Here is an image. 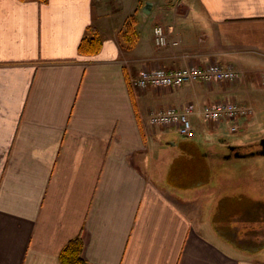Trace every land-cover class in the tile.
Segmentation results:
<instances>
[{
  "label": "crops",
  "instance_id": "obj_1",
  "mask_svg": "<svg viewBox=\"0 0 264 264\" xmlns=\"http://www.w3.org/2000/svg\"><path fill=\"white\" fill-rule=\"evenodd\" d=\"M145 1L119 17L109 0H0V264H60L78 237L88 264H264L196 225L197 199L161 177L194 142L149 123L168 107L264 103V0H152L125 52L120 33ZM90 26L102 50L80 55ZM156 26L178 45L157 47ZM213 63L242 78L132 86L142 71ZM213 153L197 152L206 167Z\"/></svg>",
  "mask_w": 264,
  "mask_h": 264
},
{
  "label": "rangeland",
  "instance_id": "obj_2",
  "mask_svg": "<svg viewBox=\"0 0 264 264\" xmlns=\"http://www.w3.org/2000/svg\"><path fill=\"white\" fill-rule=\"evenodd\" d=\"M133 2L134 0H109L114 8L120 9L119 17L123 9L132 7ZM230 68L241 75L237 69ZM138 78L139 76L133 79L132 83ZM241 78L242 76L235 83ZM254 104L257 108H250L253 112L250 118L216 123L192 119L195 132L202 139L197 141L199 147H195L194 151L205 152L211 149L214 152L213 156L207 157L209 174H203L202 179L198 178L193 170L196 160L184 162L183 149L179 147L163 160L161 174L177 193L184 192L197 199L198 203L193 207V218L199 228H203V225L205 227L206 223L209 233L211 230L217 233L219 237H216L226 246L230 247L231 244V250L240 249L251 254L264 248V156H237L226 146H233L238 142L248 145L253 141L257 145L264 139V109H259V105L264 103ZM172 138L166 137V141L170 142ZM240 151L242 154L248 153L250 147ZM255 254L254 259L264 261L263 251H260V255Z\"/></svg>",
  "mask_w": 264,
  "mask_h": 264
},
{
  "label": "built area",
  "instance_id": "obj_3",
  "mask_svg": "<svg viewBox=\"0 0 264 264\" xmlns=\"http://www.w3.org/2000/svg\"><path fill=\"white\" fill-rule=\"evenodd\" d=\"M155 45L165 48L169 44L175 46L178 42H171L163 26L154 28ZM241 77L234 69L224 67L218 63L206 66H187L175 70L154 69L140 73L139 78L132 85L139 89L149 88H171L178 89L185 85L204 84H225L235 83ZM252 110L238 105L229 100L216 101L208 104L191 103L183 108L168 107L150 114L149 123L153 127L174 128L184 138H195L196 132L193 126V118L204 122H223L239 118H246L252 115Z\"/></svg>",
  "mask_w": 264,
  "mask_h": 264
},
{
  "label": "trees",
  "instance_id": "obj_4",
  "mask_svg": "<svg viewBox=\"0 0 264 264\" xmlns=\"http://www.w3.org/2000/svg\"><path fill=\"white\" fill-rule=\"evenodd\" d=\"M21 1H25V0H21ZM139 25H140V14L137 11L128 17L125 23V27L120 33V46L122 50H124L125 52L132 51L136 47L138 40L140 38ZM102 47H103V40L100 37L97 30L92 26L88 27L86 30V35L83 37L79 45L78 51L80 55H84V56L97 55L101 52ZM184 139L194 142L189 147L194 153L192 162L193 160H196L193 166V170L196 172V176L202 179L203 174L206 175L209 173L203 159H201L198 156L197 152L194 151L195 147L197 148L199 147V144L195 140L196 138H184ZM252 144H255V142L253 141ZM235 145L236 147L238 146L240 147V145L244 146V143L238 142ZM193 170L191 172H193ZM229 245L231 246V244ZM84 246H85L84 240L81 237H78L68 242V244L62 249L59 255L60 264H88L83 257ZM263 249L260 251L264 252ZM260 251H257L256 254H259ZM240 252L243 254L244 257L254 259L253 256L255 253L251 254L246 251H240Z\"/></svg>",
  "mask_w": 264,
  "mask_h": 264
},
{
  "label": "flooded vegetation",
  "instance_id": "obj_5",
  "mask_svg": "<svg viewBox=\"0 0 264 264\" xmlns=\"http://www.w3.org/2000/svg\"><path fill=\"white\" fill-rule=\"evenodd\" d=\"M226 147L228 148V150L230 152H232V154L237 155V156H244L245 154L247 156H250V155H258V154L264 153V139L260 140L257 145H255V144H248V145H244V146H241L240 145V147L239 146L236 147V145L226 146ZM245 147H250V151L248 153L242 154L241 151H240V149H243ZM221 156H224L225 157V155H221ZM226 157H228V156H226Z\"/></svg>",
  "mask_w": 264,
  "mask_h": 264
},
{
  "label": "water",
  "instance_id": "obj_6",
  "mask_svg": "<svg viewBox=\"0 0 264 264\" xmlns=\"http://www.w3.org/2000/svg\"><path fill=\"white\" fill-rule=\"evenodd\" d=\"M153 7H154V2L152 0L145 1L144 7L142 8L141 14H140V22L142 25H144L145 22L147 21L148 16L150 15ZM261 154L264 156V153H261Z\"/></svg>",
  "mask_w": 264,
  "mask_h": 264
}]
</instances>
